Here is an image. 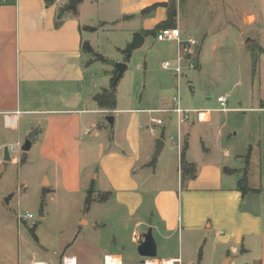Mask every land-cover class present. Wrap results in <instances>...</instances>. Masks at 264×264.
Listing matches in <instances>:
<instances>
[{
  "label": "crops",
  "instance_id": "obj_1",
  "mask_svg": "<svg viewBox=\"0 0 264 264\" xmlns=\"http://www.w3.org/2000/svg\"><path fill=\"white\" fill-rule=\"evenodd\" d=\"M67 1L54 0L47 5L44 0H0V121L19 132L24 117L21 130L26 135L33 127L41 126L28 151L34 149L38 155L41 186L46 197L61 203L63 194L75 196L85 191L87 194L93 183L88 174L97 171L93 179L101 180V184L93 189L91 203L86 208L88 212L93 204L113 201L123 210L124 226L133 221L131 236L139 233L143 239V234L151 229L157 254L142 257L136 252L126 259L123 245L122 250L116 251L95 247L84 235L83 227L91 222L97 232L99 226H107L108 220L103 222L98 215L89 220L87 212L79 214L76 221L72 252L67 242L58 258H52L38 241L34 248L22 237V242L14 247L18 252L22 247L20 258L0 245V264H63L65 257L72 258L67 264H222L226 258L229 259L227 264H264V172L258 184H251L249 155L246 188L239 187L246 168V153L234 149L229 140L223 142L231 132L219 116L213 117L210 110L201 112L206 114L205 118L200 116V120L205 122L203 128L207 136L203 129L200 133L196 131L203 148L202 152L191 154L187 142L197 130L194 124L184 123L183 131L182 125L176 122L174 136L173 129L150 121L151 117L159 116L148 113L168 108H119L116 100V108L110 111L114 114L116 133L109 145L94 140L100 129L88 114L109 110L99 107L94 100L105 87L93 69L96 59L81 47L88 41L95 52L93 39L98 28L87 23L84 12L93 0H82L76 13L66 11L59 17V9ZM166 1L117 0L114 5L120 22L136 25L139 27L136 31L142 32L164 20L167 8L158 6L147 15H142L141 10ZM177 18L178 9L176 24ZM250 18L255 20L253 15L245 17L247 21ZM102 22L105 25L110 20ZM86 27H95V30ZM146 38L145 35V41ZM200 51L199 47L196 68ZM255 100L261 103L264 96L260 94ZM239 105L226 107L224 112L248 109L264 112L261 104L243 107L239 102ZM142 112L149 116L143 117ZM117 113L126 115L118 119ZM178 130L186 143L185 160L195 167V175L191 177L182 175L181 143L178 146L176 140ZM237 133L235 131L234 135ZM86 134L92 137L85 143ZM157 137L164 140V147L154 159ZM207 137L211 138L210 142H205ZM175 147L177 163L169 159ZM83 149L88 163L85 174ZM94 156L96 162L90 163ZM10 157L13 163L19 160L15 155L10 154ZM159 160H162L160 164ZM259 166L262 169L261 163ZM99 192L107 193L105 201L97 200ZM40 213L44 216L43 211ZM17 218H14L15 225L7 226L9 222L5 219L7 225L0 223V227L17 229ZM141 227L140 233L136 229ZM119 235V242H123L120 232ZM115 238L113 236L111 241ZM142 239L136 243L131 237L136 245Z\"/></svg>",
  "mask_w": 264,
  "mask_h": 264
},
{
  "label": "rangeland",
  "instance_id": "obj_2",
  "mask_svg": "<svg viewBox=\"0 0 264 264\" xmlns=\"http://www.w3.org/2000/svg\"><path fill=\"white\" fill-rule=\"evenodd\" d=\"M174 1L178 9L175 25L182 30L183 38L194 37L198 41V49L199 47L201 49L197 68H188L187 62L184 61L183 74L179 76L172 71L162 69L163 59L172 61L175 57L176 43L158 41L152 35H148L145 43L134 49L126 59L127 44L133 32L139 27L120 22L114 5L117 4V0H93V3L87 4L84 11L87 23L98 28L93 44L95 53L101 58L90 54L96 59L93 69L95 68L99 80H102L104 84L102 86L114 91L119 108L172 109L173 97L179 96L180 106L190 110V117L186 123L194 124L197 129L187 142L190 144L191 154L202 152L203 148V143L196 137V131L200 133L203 129L205 133L203 128L205 122L200 120L198 111L210 110L213 117L219 116L221 121L226 122V127L231 132L223 142L229 140L234 149L244 150L246 155L251 156V184L256 185L260 174L264 172V112L249 109L224 112L219 109L220 103L217 97L222 94L227 96L226 107H240L239 102H242L243 107H249L260 104L255 103L257 101L255 99L260 94L264 96V0ZM249 15H253L255 20L250 18V21H247L245 17ZM104 20L110 22L103 25ZM108 59L127 61V69L115 87L112 86V82L116 72ZM110 111L88 114L100 129L94 140L97 143L102 142L104 146L109 145L113 134L117 131V128L110 126L106 120L107 115L114 116ZM124 115L126 114L117 113L116 118H123ZM141 115L149 116L144 112ZM151 116L162 118L163 125L173 129L175 136L177 117L174 112L157 111L151 113ZM24 119L22 117L20 121L21 129L24 127ZM144 123L141 128L143 138L146 135ZM181 125L183 130L185 124ZM21 129L19 132L12 130L0 121V145H12L17 140L22 144L26 139V133ZM235 131L238 132L236 136ZM91 137L90 134L84 135L85 143ZM210 140L211 138L207 137L205 142ZM183 144L182 139L181 148ZM176 151L175 147L169 159L172 161L175 159L177 163ZM35 152L34 149L22 151L16 147L12 156L18 157L17 163L0 159V223L3 226L7 225L4 222L7 219L9 222L7 226L15 225L17 216L19 221L17 229L0 227V245H4L8 253L12 255L15 253L20 258L22 247L20 246V252L14 247L22 242L23 237L34 248L38 241L45 247L43 249L45 253L57 259L67 242H70L68 245L71 246L69 248L71 252L75 247L73 232L76 221L79 214L82 216L88 212L85 203L86 191L75 196L63 194L61 203L46 197V191L41 186L42 173ZM159 161L160 164L162 160ZM95 162L94 156L90 163ZM179 162L181 165V161ZM82 163L85 174L88 163L84 149ZM96 174L97 171L88 174L93 182V189H98L101 184V180L93 179ZM9 195L11 198L7 203L5 198ZM100 196L108 197L105 192H99L96 198ZM116 206L113 201L102 205L93 204L88 212L89 220L98 215L103 222L108 220L107 226H99L95 232L92 228L93 223L90 222L89 226L83 227V231L87 239L96 245L95 247L116 251L122 250L120 246L123 245V254L127 259L137 252V245L131 241L133 221L128 222L125 227L123 210ZM40 211L44 212V216L40 215ZM27 212L32 213L33 218L21 220L19 215L23 216ZM33 225L36 236L30 231ZM136 230L141 233L143 229L141 227ZM119 232L122 234V243L119 242L121 239ZM113 236L116 237L114 242L111 241Z\"/></svg>",
  "mask_w": 264,
  "mask_h": 264
},
{
  "label": "built area",
  "instance_id": "obj_3",
  "mask_svg": "<svg viewBox=\"0 0 264 264\" xmlns=\"http://www.w3.org/2000/svg\"><path fill=\"white\" fill-rule=\"evenodd\" d=\"M158 41H170V42H175L176 43V55L173 61L169 59H163L161 62V68L164 70L172 71L174 72L177 76L183 74V66L182 63L185 61L187 62V67L188 68H196L197 62H196V57L198 53V41L194 37H182L181 30L179 29L178 26L175 27H163L159 29L154 36ZM227 96L226 95H220L217 97V101L220 103V110H226V101H227ZM173 108L168 109V110H157V111H172L176 114L177 117V123L183 124L186 123L188 118H189V112L190 110L184 109L180 106V100L179 96H174L173 97ZM157 111H148V113L152 112H157ZM204 110H199L198 111V116L200 118L201 112ZM150 121L152 123L156 124H163V119L162 118H154L151 117ZM177 140V145L180 146L182 137L181 134L178 130V135L176 137ZM21 142L17 141L15 142L14 145L8 146L9 148V153L12 154L16 147L18 149H21ZM3 149L4 146L0 145V159L3 158ZM21 220H27L33 218V214L30 212H27L25 215L21 216L19 215ZM132 239L134 242L138 243L140 239H142V236L139 233H133ZM67 257L63 258V264H67Z\"/></svg>",
  "mask_w": 264,
  "mask_h": 264
},
{
  "label": "trees",
  "instance_id": "obj_4",
  "mask_svg": "<svg viewBox=\"0 0 264 264\" xmlns=\"http://www.w3.org/2000/svg\"><path fill=\"white\" fill-rule=\"evenodd\" d=\"M54 0H44L45 4H51ZM82 0H68L67 3L61 7L59 9V13L58 16L60 17L64 12L66 11H71L73 13L77 12V5L81 2ZM158 6H164L167 8V16L164 20L160 21L154 28L150 29V30H143V34L148 36V35H152L155 36L157 31L163 27H175L176 25V15H177V7H176V3L174 0H169L166 2H156L153 3L150 6H147L145 8H143L141 10V14L142 15H147L150 14L151 11H153L156 7ZM87 29L90 30H95V27H86ZM82 50L88 53H91L92 55L101 58L100 55L96 54L91 45L89 44L88 41H84L82 43ZM94 100L97 102V104L99 105V107L103 108V109H109V110H113L116 108V99H115V93L113 90H108L107 88H103L101 90V92L97 93L94 96ZM261 107H264V100L261 101ZM185 150H186V143L184 144V146L181 148L180 151V161H181V170H182V175L183 176H194L195 175V167L192 163H189L185 160ZM246 168L244 169L243 172V176L242 178L239 180V187L241 189H245L246 188V174H247V169H248V158L249 155H246ZM92 193H93V183H91L89 189L87 190V194H86V208L89 206V204L91 203L92 200ZM106 194V193H105ZM104 195V194H103ZM107 199L106 196L103 197H99L97 200L98 201H105ZM34 230H35V226L33 225L30 228L31 233L34 235ZM35 236V235H34Z\"/></svg>",
  "mask_w": 264,
  "mask_h": 264
},
{
  "label": "water",
  "instance_id": "obj_5",
  "mask_svg": "<svg viewBox=\"0 0 264 264\" xmlns=\"http://www.w3.org/2000/svg\"><path fill=\"white\" fill-rule=\"evenodd\" d=\"M145 41V35L141 31H134L132 34V38L130 42L127 44V47L125 49L126 56L125 58L128 59L132 53V51L136 48L141 47L144 44ZM108 62L114 67L115 69V77L112 82V86L115 87L119 79L123 76L125 70L127 69V61H114L112 59H108ZM106 120L110 126H113L114 123V116L113 115H107ZM41 129L40 125H37L33 127L30 131H28L26 135V139L21 145L22 151H28L31 148V145L33 142L36 141V136L38 131ZM187 139V137H186ZM164 147V140L160 137H157L155 140V149H154V159H157L162 148ZM10 153L9 148L7 145L4 146L3 149V159L5 161L10 160ZM11 198V195L5 198V201L8 203L9 199ZM41 214V213H40ZM137 253L142 257H155L157 254V247L155 239L151 233V229H148L147 232L143 234V239L141 242L137 245ZM228 258L224 259L222 264H227Z\"/></svg>",
  "mask_w": 264,
  "mask_h": 264
},
{
  "label": "bare ground",
  "instance_id": "obj_6",
  "mask_svg": "<svg viewBox=\"0 0 264 264\" xmlns=\"http://www.w3.org/2000/svg\"><path fill=\"white\" fill-rule=\"evenodd\" d=\"M200 116H201V118H205V117H206V114L202 113ZM9 119H10V118H9ZM68 261H72V258H68V259H67V262H68ZM67 262H66V263H67ZM73 264H74V263H73Z\"/></svg>",
  "mask_w": 264,
  "mask_h": 264
}]
</instances>
